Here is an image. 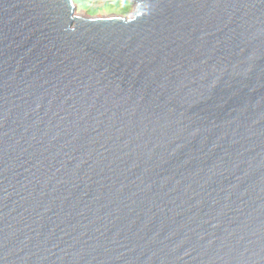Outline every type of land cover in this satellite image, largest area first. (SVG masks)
<instances>
[{
	"label": "water",
	"instance_id": "water-1",
	"mask_svg": "<svg viewBox=\"0 0 264 264\" xmlns=\"http://www.w3.org/2000/svg\"><path fill=\"white\" fill-rule=\"evenodd\" d=\"M0 0V264H264V0Z\"/></svg>",
	"mask_w": 264,
	"mask_h": 264
},
{
	"label": "rangeland",
	"instance_id": "rangeland-1",
	"mask_svg": "<svg viewBox=\"0 0 264 264\" xmlns=\"http://www.w3.org/2000/svg\"><path fill=\"white\" fill-rule=\"evenodd\" d=\"M73 2L75 6V13H80L85 17L119 15L129 18L132 16L135 6V4L130 0H121L118 2H116V0H107L100 2L93 1L88 9H82L87 5L86 0H75Z\"/></svg>",
	"mask_w": 264,
	"mask_h": 264
},
{
	"label": "trees",
	"instance_id": "trees-1",
	"mask_svg": "<svg viewBox=\"0 0 264 264\" xmlns=\"http://www.w3.org/2000/svg\"><path fill=\"white\" fill-rule=\"evenodd\" d=\"M73 1H75V0H73ZM93 1L100 2V1H107V0H86L87 5L84 6L82 9H85V8L88 9L91 6ZM118 1H121V0H116V2H118ZM123 1H125V0H123Z\"/></svg>",
	"mask_w": 264,
	"mask_h": 264
}]
</instances>
